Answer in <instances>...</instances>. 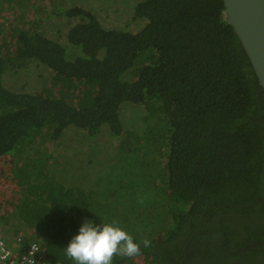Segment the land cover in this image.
<instances>
[{
  "label": "trees",
  "instance_id": "trees-1",
  "mask_svg": "<svg viewBox=\"0 0 264 264\" xmlns=\"http://www.w3.org/2000/svg\"><path fill=\"white\" fill-rule=\"evenodd\" d=\"M103 1L70 0L54 7L38 30L13 34L14 59L26 67L32 61L98 81L89 107L7 87L12 67L0 44V165L10 162L1 171L14 169L8 186L16 189L0 202V225L22 238L21 250L37 243L46 264H75L64 248L86 219L101 224L102 218L141 246V255L116 256L113 264H193L198 257L205 264H261L264 89L224 0H117L142 23L138 31L105 25ZM138 58L142 66L133 80L128 73ZM151 101L163 106L172 126L168 147L154 149L164 156V190L131 212L136 228H129L109 204L118 197L91 184L82 161L73 165L75 159L51 146L82 153L78 137L109 132L126 138L123 109ZM134 129L130 140L148 138L145 129ZM141 209L145 216L137 224Z\"/></svg>",
  "mask_w": 264,
  "mask_h": 264
},
{
  "label": "rangeland",
  "instance_id": "rangeland-1",
  "mask_svg": "<svg viewBox=\"0 0 264 264\" xmlns=\"http://www.w3.org/2000/svg\"><path fill=\"white\" fill-rule=\"evenodd\" d=\"M74 1L77 3V0ZM69 3L70 0H0V44L2 51L9 58V68L12 67L6 75L7 87H14L16 91L43 93L50 98L83 108L92 105L100 85L98 81L69 78L32 61L26 67L25 63L16 61L13 56L14 33L21 30L30 32L38 30L54 7L66 6ZM116 3L117 0L102 2L99 12L104 24L122 30L138 31L141 29L142 23L134 21L132 15L125 11V6ZM139 61L140 58H138L136 66L128 73V75H134L133 77L129 75L133 80L138 78L142 66ZM42 87L45 88V93L39 91L42 90ZM161 106L159 102L151 101L146 106L130 104L124 108L122 117L125 125L127 122L126 138L113 136L109 132H101L90 138L78 137L75 141L78 145L83 146L82 153H78L80 152L79 148L72 147L73 149L66 150L64 146L57 143H53L55 145L51 146V150L55 153L60 152L75 159L72 162L73 165H75L76 159L82 161L87 170L82 174L88 176L91 184L99 185L100 191L105 195L107 193V196L118 197L117 204H115L116 202L109 204L119 210L117 222L128 225L129 228H136L133 221L129 219L131 212L139 209L142 205L154 202L158 194L164 190L162 172L164 156L156 154L154 149L158 150L160 146L168 147L172 126L170 131V121ZM149 112L152 115L147 119ZM138 127L145 129L143 137H148L146 140L129 139L131 135L138 132L134 129ZM153 135L157 136L153 139L151 138ZM75 153H77V158ZM28 155L27 153L26 156ZM9 164L10 162L5 166ZM5 166L0 165L2 180L4 177L0 186V202L4 205L7 198L16 191L15 189L14 192H11L10 190H13L14 187L11 185L9 188L8 186L10 185L8 183H14L12 181L14 169L2 172L1 170L5 169ZM142 209L137 224L145 216V211ZM0 227L2 226L0 225ZM131 232L134 234V230ZM135 233L138 234L137 231ZM142 259L137 257L136 260L139 262ZM151 260L153 261V259Z\"/></svg>",
  "mask_w": 264,
  "mask_h": 264
},
{
  "label": "clouds",
  "instance_id": "clouds-1",
  "mask_svg": "<svg viewBox=\"0 0 264 264\" xmlns=\"http://www.w3.org/2000/svg\"><path fill=\"white\" fill-rule=\"evenodd\" d=\"M143 246L150 242L143 240ZM65 256L75 264H113L114 257L134 258L141 255L140 243L115 221L101 224L86 219L69 244L64 248Z\"/></svg>",
  "mask_w": 264,
  "mask_h": 264
},
{
  "label": "water",
  "instance_id": "water-1",
  "mask_svg": "<svg viewBox=\"0 0 264 264\" xmlns=\"http://www.w3.org/2000/svg\"><path fill=\"white\" fill-rule=\"evenodd\" d=\"M227 17L264 89V0H224Z\"/></svg>",
  "mask_w": 264,
  "mask_h": 264
},
{
  "label": "built area",
  "instance_id": "built-area-1",
  "mask_svg": "<svg viewBox=\"0 0 264 264\" xmlns=\"http://www.w3.org/2000/svg\"><path fill=\"white\" fill-rule=\"evenodd\" d=\"M22 238L0 227V264H46L45 256L37 243L21 250Z\"/></svg>",
  "mask_w": 264,
  "mask_h": 264
},
{
  "label": "flooded vegetation",
  "instance_id": "flooded-vegetation-1",
  "mask_svg": "<svg viewBox=\"0 0 264 264\" xmlns=\"http://www.w3.org/2000/svg\"><path fill=\"white\" fill-rule=\"evenodd\" d=\"M219 239L220 238L218 236H214L212 241L215 244V246L217 245ZM183 262H184V260H180L179 264H182ZM224 263L225 264H239L240 261L232 259V260H229V261L225 260ZM259 263L264 264V259H260ZM193 264H205V263H204V260L201 257H198V258H196V260L193 261Z\"/></svg>",
  "mask_w": 264,
  "mask_h": 264
}]
</instances>
